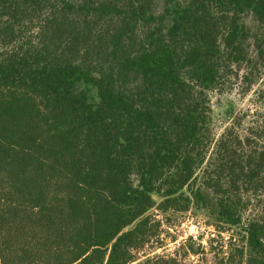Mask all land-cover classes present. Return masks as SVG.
Wrapping results in <instances>:
<instances>
[{
    "label": "trees",
    "instance_id": "trees-1",
    "mask_svg": "<svg viewBox=\"0 0 264 264\" xmlns=\"http://www.w3.org/2000/svg\"><path fill=\"white\" fill-rule=\"evenodd\" d=\"M235 81L264 0H0V264H133L192 206L243 229L218 264H264V109L214 130Z\"/></svg>",
    "mask_w": 264,
    "mask_h": 264
},
{
    "label": "rangeland",
    "instance_id": "rangeland-1",
    "mask_svg": "<svg viewBox=\"0 0 264 264\" xmlns=\"http://www.w3.org/2000/svg\"><path fill=\"white\" fill-rule=\"evenodd\" d=\"M250 25L253 26V23L250 22ZM244 87L240 81H235L230 90L213 95L211 104L217 135L231 125L245 130L262 114L264 108L257 96L264 84L260 82L247 93H244ZM157 219L163 223L161 239L137 252L136 256L140 259L138 262L144 261L147 257L169 255L177 251L179 264H218L219 259L224 257L231 247L243 244L242 227H234L227 233H219L213 227L210 215L195 206L187 213L171 217L170 223L160 215ZM161 241L165 245L164 248H158ZM191 247L199 254L191 253L189 251Z\"/></svg>",
    "mask_w": 264,
    "mask_h": 264
}]
</instances>
